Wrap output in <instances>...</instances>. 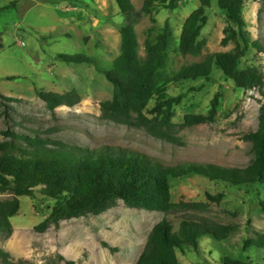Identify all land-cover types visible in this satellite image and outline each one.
Returning a JSON list of instances; mask_svg holds the SVG:
<instances>
[{
  "label": "rangeland",
  "instance_id": "obj_1",
  "mask_svg": "<svg viewBox=\"0 0 264 264\" xmlns=\"http://www.w3.org/2000/svg\"><path fill=\"white\" fill-rule=\"evenodd\" d=\"M145 1L132 0L139 9ZM199 6V0H183L174 11L158 7L153 15L144 14L136 27L141 58L146 56L150 29L157 34L167 22L171 29L166 89L169 97L180 101L174 106L169 129L175 140L167 141L144 128L102 118L101 103L113 97L104 72L113 69L120 54L124 25L116 0H0V132L38 133L79 148L125 149L165 166L196 163L246 168L254 157L246 136L259 129L263 89L238 88L216 65L209 79H184L185 70L208 56L233 52L237 44L243 46L241 39L223 45L227 15L212 1L206 9L208 23L199 37L205 43L201 55L183 56L179 52L181 32ZM243 17L251 44L240 69L256 67L264 74V0H247ZM61 54L86 55L91 63H66L59 59ZM74 89L82 101L53 111L38 96L39 91L67 93ZM216 94L220 102L215 121L186 125L188 115L208 113ZM156 103L152 100L146 110L149 118L156 116ZM4 140L0 136V141ZM40 190L36 198H19L21 208L11 219L13 235L0 237V249L9 256L7 260L0 256V264H136L150 232L163 219L173 224L174 231L186 220L237 227L227 242L205 236L199 251H178L181 264H222L224 254L264 264V251H242L246 240L264 233V213L259 205L264 190L257 185L233 187L193 177L174 183L173 201L180 205L173 212L131 208L119 201L99 216L64 220L46 229L37 226L48 219L53 202L44 199ZM220 193L224 194L220 203L209 201L208 194ZM11 198V194L0 193L1 200Z\"/></svg>",
  "mask_w": 264,
  "mask_h": 264
},
{
  "label": "trees",
  "instance_id": "obj_2",
  "mask_svg": "<svg viewBox=\"0 0 264 264\" xmlns=\"http://www.w3.org/2000/svg\"><path fill=\"white\" fill-rule=\"evenodd\" d=\"M183 0H146L141 9L132 0H116L124 25L120 30V54L113 69L105 71L107 81L113 87V97L101 103L102 118L129 127L146 129L153 136L172 141L170 134L174 106L179 98L169 97L166 89L167 51L172 33L167 22L161 32L154 34L150 29L145 42V58L139 55L136 27L144 14L153 15L158 7L176 10ZM200 6L187 18L180 37L179 52L183 56L201 55L205 46L199 41L202 29L208 23L206 9L217 1L226 12L228 26L223 45L241 39L233 52H218L200 64L185 70L184 79H209L216 65L227 79L238 88L250 90L262 88L264 98V74L256 67L240 69L242 58L251 44L247 37L243 6L247 0H199ZM155 21V20H154ZM237 27V30L233 28ZM257 45L256 42H253ZM59 59L66 63H91L86 55H63ZM49 110L61 106L73 107L82 101L77 90L67 93L38 92ZM156 115L149 118L146 110L152 100ZM12 101V99H10ZM220 95L216 94L207 114L188 115L186 125L209 124L215 121ZM166 128L167 130H165ZM5 138L0 141V193L11 194L12 198L0 199V237L9 238L14 228L11 219L18 214L20 197L36 198L37 189L47 201L51 211L48 219L37 229H46L50 224L59 226L64 220L88 215L99 216L119 201L131 208L170 213L178 209L173 201L172 189L175 182L201 177L228 186L257 185L264 190V102L260 111V125L256 132L246 136L252 143L254 157L244 169L225 168L214 164L186 163L165 166L145 154L119 148L87 149L67 145L59 140L34 135L19 134L9 130L0 132ZM210 202L220 203L224 194L207 195ZM264 213V201L260 202ZM237 231L233 225L209 224L206 222L183 221L178 231L173 224L163 219L150 232L144 251L136 264H181L178 251L185 248L200 249V240L211 237L218 241H229ZM264 251V233L245 241L242 251ZM0 256L8 254L0 249ZM246 259L224 254L222 264H251Z\"/></svg>",
  "mask_w": 264,
  "mask_h": 264
},
{
  "label": "built area",
  "instance_id": "obj_3",
  "mask_svg": "<svg viewBox=\"0 0 264 264\" xmlns=\"http://www.w3.org/2000/svg\"><path fill=\"white\" fill-rule=\"evenodd\" d=\"M257 88V87H256Z\"/></svg>",
  "mask_w": 264,
  "mask_h": 264
}]
</instances>
